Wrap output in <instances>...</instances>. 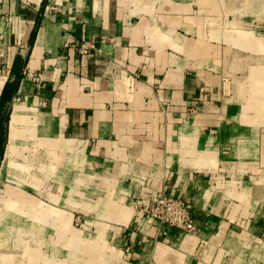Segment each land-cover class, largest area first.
<instances>
[{"label": "crops", "instance_id": "obj_1", "mask_svg": "<svg viewBox=\"0 0 264 264\" xmlns=\"http://www.w3.org/2000/svg\"><path fill=\"white\" fill-rule=\"evenodd\" d=\"M0 106V264L255 262L264 0H0ZM161 196L194 232L146 216Z\"/></svg>", "mask_w": 264, "mask_h": 264}, {"label": "built area", "instance_id": "obj_2", "mask_svg": "<svg viewBox=\"0 0 264 264\" xmlns=\"http://www.w3.org/2000/svg\"><path fill=\"white\" fill-rule=\"evenodd\" d=\"M49 12L59 10L55 4L48 5ZM81 52L94 49L93 43L86 41ZM146 216L152 221L167 228H178L183 232L192 233L196 230L194 213L191 206L180 196L154 197L145 205Z\"/></svg>", "mask_w": 264, "mask_h": 264}, {"label": "rangeland", "instance_id": "obj_3", "mask_svg": "<svg viewBox=\"0 0 264 264\" xmlns=\"http://www.w3.org/2000/svg\"><path fill=\"white\" fill-rule=\"evenodd\" d=\"M2 179L0 177V187H2ZM87 217L89 218V215H87ZM89 219H86L85 215H75L72 220L71 223L72 225L76 226V227H80L82 228V226L84 227L85 225H87ZM88 228H90V225L88 226ZM241 237H239L242 247L244 248H251L254 251H257V255L255 260V262H253L252 264H264V226L263 228L257 232V233H252L250 236H243V235H239ZM20 238V237H19ZM21 240L23 242L24 237H21ZM14 245H16L17 249L19 248V252L21 251V249L23 248V244H19V242L14 241L13 242ZM19 244V245H18ZM25 247V244H24ZM219 247V246H218ZM13 252H10L12 254H14V247L12 248ZM16 249V250H17ZM85 254H89L88 252H85ZM197 256H195L196 262L202 263V264H251L249 259H245L243 258L241 261L237 262L235 261V254L231 253V252H222V254L219 252V249H216L215 247H213V252L212 250H208V251H201L200 253L196 254ZM80 256L83 259V254L80 253ZM88 257V256H87Z\"/></svg>", "mask_w": 264, "mask_h": 264}, {"label": "trees", "instance_id": "obj_4", "mask_svg": "<svg viewBox=\"0 0 264 264\" xmlns=\"http://www.w3.org/2000/svg\"><path fill=\"white\" fill-rule=\"evenodd\" d=\"M5 110V109H4ZM0 106V155L2 153L3 136L5 134V122L7 120V112Z\"/></svg>", "mask_w": 264, "mask_h": 264}, {"label": "bare ground", "instance_id": "obj_5", "mask_svg": "<svg viewBox=\"0 0 264 264\" xmlns=\"http://www.w3.org/2000/svg\"><path fill=\"white\" fill-rule=\"evenodd\" d=\"M1 204V203H0ZM9 209V208H8ZM12 247V246H11Z\"/></svg>", "mask_w": 264, "mask_h": 264}]
</instances>
